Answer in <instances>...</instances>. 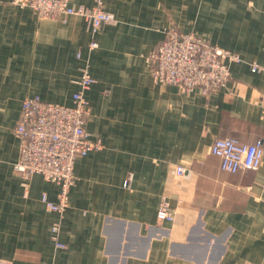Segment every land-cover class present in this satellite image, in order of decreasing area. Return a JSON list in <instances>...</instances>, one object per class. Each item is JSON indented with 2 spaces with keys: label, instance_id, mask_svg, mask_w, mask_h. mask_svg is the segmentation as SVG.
<instances>
[{
  "label": "crops",
  "instance_id": "1",
  "mask_svg": "<svg viewBox=\"0 0 264 264\" xmlns=\"http://www.w3.org/2000/svg\"><path fill=\"white\" fill-rule=\"evenodd\" d=\"M69 3L92 7L95 0ZM103 5L114 21L92 34L80 16L39 18L0 0V260L264 264V150L257 169L236 172L210 152L218 137L264 144V0ZM167 26L239 53L225 86L205 95L154 82L147 57ZM252 62L260 69L251 70ZM83 67L95 80L84 91L88 130L101 147L76 159L58 214L41 200L57 201V184L14 171L13 128L25 97L70 105ZM163 197L173 221L157 218Z\"/></svg>",
  "mask_w": 264,
  "mask_h": 264
},
{
  "label": "built area",
  "instance_id": "2",
  "mask_svg": "<svg viewBox=\"0 0 264 264\" xmlns=\"http://www.w3.org/2000/svg\"><path fill=\"white\" fill-rule=\"evenodd\" d=\"M10 3L31 8L39 18L80 16L92 34L114 21L112 12L104 9V0H95L92 7L72 5L69 0H11ZM89 46L93 48L96 43L91 42ZM77 56L80 57L79 52ZM241 61L239 53L213 45L192 32H181L174 26L164 28L157 49L147 57L155 83L178 85L185 92L198 88L205 95L225 86L230 77L229 65ZM250 68L260 69L254 62ZM94 82L87 68H81L76 80L79 88L72 94L70 105L47 102L38 96L25 97L13 128L19 141L14 171L23 176L39 174L46 181L57 184V201L49 200L46 195H42L41 200L48 210L58 214L67 206L69 191L74 185L76 159L101 147L100 138L91 137L87 125L91 108L84 91ZM263 150L260 139L245 143L233 137H218L210 146V152L220 158L221 168L229 172L257 169ZM183 172L184 167L176 168L177 175ZM156 215L160 220L173 221L175 218L164 197ZM58 230V223L50 227V238L54 241H57ZM0 264L7 263L0 260Z\"/></svg>",
  "mask_w": 264,
  "mask_h": 264
},
{
  "label": "rangeland",
  "instance_id": "3",
  "mask_svg": "<svg viewBox=\"0 0 264 264\" xmlns=\"http://www.w3.org/2000/svg\"><path fill=\"white\" fill-rule=\"evenodd\" d=\"M10 2H11V0H10Z\"/></svg>",
  "mask_w": 264,
  "mask_h": 264
}]
</instances>
